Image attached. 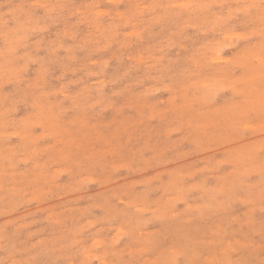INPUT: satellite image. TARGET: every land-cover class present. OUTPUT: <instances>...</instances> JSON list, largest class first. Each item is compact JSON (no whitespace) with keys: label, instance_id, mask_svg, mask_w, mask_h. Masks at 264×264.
<instances>
[{"label":"rangeland","instance_id":"obj_1","mask_svg":"<svg viewBox=\"0 0 264 264\" xmlns=\"http://www.w3.org/2000/svg\"><path fill=\"white\" fill-rule=\"evenodd\" d=\"M30 263L264 264V0H0V264Z\"/></svg>","mask_w":264,"mask_h":264},{"label":"bare ground","instance_id":"obj_2","mask_svg":"<svg viewBox=\"0 0 264 264\" xmlns=\"http://www.w3.org/2000/svg\"><path fill=\"white\" fill-rule=\"evenodd\" d=\"M81 53H82V51H81ZM176 62H177V61H176ZM55 74H56V73H55ZM194 80H195V79H194ZM201 84H202V83H201ZM125 199H126V198H125ZM125 202H126V201H125ZM118 205H119V204H118ZM120 206H121V205H120ZM134 207H135V206H134ZM172 211H173V210H172ZM169 213H170V212H169ZM236 225H237V224H236ZM120 227H121V226H120ZM121 228H122V227H121ZM47 229H48V227H47ZM47 229H46V230H47ZM115 229H116V228H115ZM118 231H119V230H118ZM13 232L15 233V231H13ZM13 232H12V233H13ZM116 232H117V230H116ZM140 233H141V232H140ZM15 234H16V233H15ZM138 234H139V233H138ZM20 235H21V234H20ZM40 235H41V234H40ZM43 235H45V234H43ZM13 236H14V235H13ZM13 236H12V237H13ZM41 236H42V235H41ZM45 236H46V235H45ZM258 237H259V236H258ZM7 238H8V237H7ZM17 238H18V237H17ZM126 238H127V237H126ZM7 240H8V239H7ZM9 240H10V239H9ZM11 240H12V239H11ZM14 240H15V239H14ZM22 240H23V239H22ZM90 240H91V239H90ZM126 240H127V239H126ZM97 241H98V240H97ZM8 242H13V241H8ZM18 242H19V240H18ZM21 243H23V242H21ZM25 243H26V242H25ZM8 244H9V243H8ZM10 244H11V243H10ZM10 244H9V246H11ZM18 244H19V243H18ZM31 244H32V243H31ZM25 245H26V244H25ZM27 245H28V244H27ZM74 246H75V245H74ZM129 246H130V245H129ZM16 247H17V245L15 246V250H16ZM44 247H45V246H44ZM11 248H14V247H11ZM11 248H9V249L11 250ZM216 248H217V247H216ZM21 249H22V247H21ZM10 250H9V251H10ZM12 250H13V249H12ZM12 250H11V252H12ZM15 250H13V251L15 252ZM41 250H42V249H41ZM44 250H45V249H44ZM44 250H43V251H44ZM217 250H218V248H217ZM237 250H238V249H237ZM173 251H174V250H173ZM30 252H31V251H30ZM33 252H34V250H33ZM33 252H32V253H33ZM35 252H38L36 248H35ZM55 252H56V251H55ZM27 253H28V252H27ZM56 253H57V252H56ZM232 253H233V252H232ZM20 254H21V253H20ZM204 254H205V253H204ZM42 256H43V255H42ZM24 257H25V256H24ZM45 257H46V256H45ZM38 258H40V257H38ZM45 259H46V258H45ZM45 259H44V260H45ZM182 259H183V257H182ZM207 259H208V258H207ZM36 260H37V259H36ZM38 260H39V259H38ZM183 260H184V259H183ZM47 261H48V260H47ZM41 262H42V261H41ZM41 262H40V263H41ZM50 262H51V261H50ZM178 262H179V261H178ZM182 263H184V262H182ZM30 264H31V263H30ZM34 264H35V263H34ZM42 264H43V263H42ZM44 264H45V263H44ZM168 264H169V263H168Z\"/></svg>","mask_w":264,"mask_h":264}]
</instances>
